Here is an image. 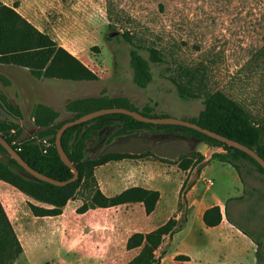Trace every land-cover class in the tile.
<instances>
[{
	"label": "rangeland",
	"instance_id": "rangeland-1",
	"mask_svg": "<svg viewBox=\"0 0 264 264\" xmlns=\"http://www.w3.org/2000/svg\"><path fill=\"white\" fill-rule=\"evenodd\" d=\"M8 1L10 6L20 7L18 0ZM57 4L45 14L46 30L42 33L79 60L96 80L74 83L35 79L28 70L0 64V120L4 125L16 127L8 133L16 144L30 139L42 148L49 147L50 135L37 136L44 129L36 126L35 112L48 108L57 113L52 126L61 124L72 118L65 105L73 100L125 98L139 110L155 103L157 115L190 120L202 110L204 97L215 93L239 105L259 125L264 143V0H58ZM75 25H80V29H74ZM114 33L116 36L110 37ZM122 35H127L135 45L155 49L163 61L150 63L153 81L144 90L132 82L130 47ZM140 53L148 58L146 52ZM173 81L198 98L181 100ZM177 133L129 138L125 152L114 147L95 149V144L91 146L88 142L85 153L87 158L143 154V157L163 156L179 162L190 152H196L194 140ZM0 158L4 155L0 154ZM109 163L94 170L98 189V182L107 179L112 171ZM244 181V186L227 203V214L257 239L255 264H264V175L252 169V176L244 174ZM232 184L229 177L221 180L222 186ZM218 187L216 184L215 189ZM94 189L88 181L69 201L70 205L77 203L79 209L83 203H89ZM22 198L19 195L10 197L12 202L1 201L18 242L30 231L29 223L34 216L29 204L47 208L30 198L32 203H24ZM160 220L159 217L152 222L157 224ZM36 227L40 229V223ZM87 227L92 233L87 231L88 237L83 241L80 237L81 244L88 247L80 249V264H128L141 252V249L127 252L128 233L108 239L97 235L100 228ZM43 243L46 247L38 248L34 254L39 264L50 261L69 264L63 259L55 260L62 257L61 250L53 251L47 240ZM168 244L165 239L155 252L156 258ZM184 260L177 257L173 262Z\"/></svg>",
	"mask_w": 264,
	"mask_h": 264
},
{
	"label": "trees",
	"instance_id": "trees-1",
	"mask_svg": "<svg viewBox=\"0 0 264 264\" xmlns=\"http://www.w3.org/2000/svg\"><path fill=\"white\" fill-rule=\"evenodd\" d=\"M123 40L129 45V67L132 71V82L139 89H146L153 81V73L150 63L162 64L163 61L158 51L148 47L135 45L127 35H122ZM147 53L146 59L140 52ZM0 64L14 66L28 70L35 79L57 80L67 82H94V74L69 52L58 46L47 34L38 31L26 19L20 16L15 7H9L0 3ZM177 96L188 101L198 98L186 87L174 82ZM156 104H146L141 110L132 107L125 98H86L68 102L65 110L73 114L66 122L76 120L89 113L102 109L123 108L135 111L147 118H167V114L157 115ZM43 112L36 111V126L44 129L37 133L40 138L51 136L49 147L42 148L32 140H25L19 144L8 133L16 127L12 124L4 125L0 120V134L6 142L18 153L22 160L36 172L59 182L68 181L73 177L71 170L60 160L55 148V135L59 128L66 122L55 124L52 122L57 113L48 108H42ZM118 120L121 126L116 134H133L148 132L153 134H177L203 143L215 151L208 161L198 153L190 152L181 159L178 168L187 171L196 168V175L200 170L212 161L230 166L238 175L244 186V174L252 176V169L261 175L264 170L245 153L228 147L227 145L209 138L191 129L177 126L152 125L135 121L131 117L112 114L99 117L87 123L68 129L62 136L61 145L78 172V180L64 187H56L31 178L16 162L11 160L0 146V181L15 188L17 191L47 206L37 207L29 204V209L34 217H56L62 214L63 208L72 200L81 187H86L91 181L94 185L93 194L89 203H83L77 209L78 214H83L91 209L112 208L128 204H142L146 215L151 214L159 200L156 191L131 188L113 197L104 196L96 187L94 179L95 168L109 162L124 159H140L143 154H105L94 158H87L85 154L86 144L92 136L108 124L107 120ZM199 127L214 132L232 141H235L249 149L264 160V143L261 141L262 132L258 124L254 123L247 113L236 103L229 100L221 93L206 95L202 101V110L186 120ZM192 183L184 181L179 193L177 212L181 214L178 220L170 219L166 224L148 234L135 233L126 243V249H141V252L128 264H158L164 256V251L155 257V252L166 237L181 230L186 223V194ZM203 223L207 228H213L222 220L219 207L215 206L203 214ZM242 234L252 240V236L232 223ZM253 240H255L253 238ZM257 244V243H256ZM22 254V248L15 236L11 224L0 203V264H11Z\"/></svg>",
	"mask_w": 264,
	"mask_h": 264
},
{
	"label": "crops",
	"instance_id": "crops-1",
	"mask_svg": "<svg viewBox=\"0 0 264 264\" xmlns=\"http://www.w3.org/2000/svg\"><path fill=\"white\" fill-rule=\"evenodd\" d=\"M18 1H20V7L15 8L17 13L38 31L44 32L46 28L43 27L45 26L43 18L46 13H49L50 8L58 5V0ZM9 2L2 1L4 5L12 7ZM27 7L30 10H26ZM74 29L79 30L80 25H75ZM107 122L108 124L96 132V135H93L94 138L92 136L89 141L91 146L95 144V149L105 150L114 147L125 152L127 150L124 148L128 147L126 141L129 138L162 136L146 132L117 135L116 131L121 126L120 122L114 119ZM193 149L204 157L205 162L215 152L197 141H193ZM85 154L87 156V153ZM178 164L179 162L173 158L163 156L158 158L146 156L140 159L110 162L109 167L112 171L108 178L98 182L100 192L106 197H113L131 188L156 191L159 193V200L154 211L146 215L142 204L138 203L106 209H91L78 214L77 203L70 205L68 202L59 216L31 218L30 231L19 239L22 254L16 264H39L34 254L38 248L46 247L43 240L49 241L48 244L54 247L53 251L61 250L63 253V258L55 260L63 259L69 264H80L78 260L80 249H88L87 245L81 242L88 237V233H92L88 231L87 226L100 228L97 235L108 239L116 238L118 233L120 235L128 233L126 236L128 240L135 233L148 234L166 224L170 219L178 220L181 216L177 212L179 193L185 180L192 183L185 196L188 208L185 214L186 223L170 239L166 237L169 244L164 249V256L159 260V264H255V256L258 252L257 239H249L228 221L229 219L236 224L227 214V203L232 200V196L237 194L242 185L236 172L228 165L212 161L200 170L199 175H196V168L181 171ZM224 177H229L233 182L231 187L221 185ZM216 184L219 187L215 189ZM19 195L23 196L24 203H32L15 188L0 181V202L2 200L12 202L13 199L9 198ZM13 206L16 205L13 204ZM215 206L219 207L222 220L218 226L207 228L202 220L203 214ZM159 217L160 222L153 224L152 220H158ZM38 223L41 225L40 229L36 227ZM177 257H184L186 260L173 262ZM46 263L55 262L50 261L44 264Z\"/></svg>",
	"mask_w": 264,
	"mask_h": 264
},
{
	"label": "water",
	"instance_id": "water-1",
	"mask_svg": "<svg viewBox=\"0 0 264 264\" xmlns=\"http://www.w3.org/2000/svg\"><path fill=\"white\" fill-rule=\"evenodd\" d=\"M116 36V34H111L110 37H114ZM112 114H120V115H125L128 117H131L132 119H134L137 122L140 123H144V124H152V125H167V126H177V127H181V128H187V129H191L194 130L196 132H199L209 138H212L216 141H219L225 145H227L228 147H231L233 149L239 150L243 153H245L246 155H248L250 158H252L263 170H264V160L261 159L255 151H253L252 149H249L235 141H232L228 138H225L221 135H218L214 132H211L209 130L203 129L201 127H199L198 125L191 123L189 121L186 120H182V119H177V118H173V117H167V118H147L144 117L143 115H141L138 112L135 111H130L127 109H123V108H112V109H102L99 111H95L92 113H89L87 115H84L76 120L70 121V122H66L64 123L59 130L56 132L55 135V148L56 151L58 153V156L61 160V162L68 167L71 172L73 173V177L71 179H69L68 181L65 182H59L53 179H50L38 172H36L35 170H33L32 168H30L23 160L22 158L18 155V153L6 142V140H4V138L1 136L0 134V146L4 149V151L7 153V155L9 156V158L11 160H13L14 162L17 163V165L19 167H21L31 178L36 179L38 181L56 186V187H64L68 184H71L75 181L78 180V172L77 170L74 168L73 164L71 163V161L69 160L68 156L66 155V153L64 152L62 145H61V139L63 134L70 128L77 126V125H81L84 123H87L89 121H92L94 119H97L99 117L102 116H106V115H112Z\"/></svg>",
	"mask_w": 264,
	"mask_h": 264
},
{
	"label": "built area",
	"instance_id": "built-area-1",
	"mask_svg": "<svg viewBox=\"0 0 264 264\" xmlns=\"http://www.w3.org/2000/svg\"><path fill=\"white\" fill-rule=\"evenodd\" d=\"M43 144H46V141H43ZM51 264H56V263H51Z\"/></svg>",
	"mask_w": 264,
	"mask_h": 264
}]
</instances>
